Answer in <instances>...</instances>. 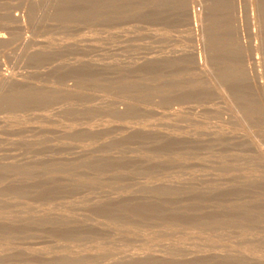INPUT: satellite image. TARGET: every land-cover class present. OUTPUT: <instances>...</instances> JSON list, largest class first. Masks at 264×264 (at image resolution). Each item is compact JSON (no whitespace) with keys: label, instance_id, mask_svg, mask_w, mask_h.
<instances>
[{"label":"rangeland","instance_id":"374dc122","mask_svg":"<svg viewBox=\"0 0 264 264\" xmlns=\"http://www.w3.org/2000/svg\"><path fill=\"white\" fill-rule=\"evenodd\" d=\"M197 1L0 0V264H264V0Z\"/></svg>","mask_w":264,"mask_h":264},{"label":"bare ground","instance_id":"6f19581e","mask_svg":"<svg viewBox=\"0 0 264 264\" xmlns=\"http://www.w3.org/2000/svg\"><path fill=\"white\" fill-rule=\"evenodd\" d=\"M197 1V0H196ZM198 2V1H197ZM203 2V1H202ZM208 4V3H207ZM206 3L203 2V5H197L198 6V9H192L191 11V19H192V26H193V35H194V41H195V48L193 50V53L191 54L192 58H193V63H194V66H195V70H196V75L198 77H202V76H207L209 75L210 76V68L211 67V62L214 61L211 59L212 58V51L210 50V44H209V40L208 38H206L207 35L203 36L202 37L199 35V31L202 27L203 24H207V22L209 21V16H210V7L209 5H207ZM234 6V5H233ZM225 7V6H224ZM212 8V6H211ZM212 11V10H211ZM214 12V11H213ZM226 14V13H225ZM224 15V14H223ZM222 15V16H223ZM226 16V15H225ZM227 17V16H226ZM225 17V19H226ZM223 20V25H224V32H223V39H222V52L224 54V56L226 58H236V56L238 57V55L241 57L240 53L242 52L243 50V47L246 46L244 45V43L242 42V39L240 37V32L238 33V28L235 30V34L231 35L230 32H229V26H228V23L222 18ZM234 21V19H233ZM237 20H235V23H236ZM238 22V21H237ZM237 25V24H236ZM233 27V26H232ZM254 30V29H253ZM244 31V30H243ZM205 33V32H204ZM260 34V33H259ZM209 35V34H208ZM249 36V35H248ZM209 37V36H208ZM222 38V37H221ZM246 44V43H245ZM245 48V47H244ZM213 50V49H212ZM248 52V51H247ZM257 52H258V47L257 45H253L250 47V50H249V54L251 55H257ZM242 54V53H241ZM215 56V55H214ZM245 56V54H244ZM239 57V58H240ZM238 58V59H239ZM241 59V58H240ZM244 59V58H243ZM255 60L252 61V63H250L249 66H253L255 67L256 64H258V60H257V57L255 56L254 58ZM251 60V59H250ZM249 61V60H248ZM238 62V61H237ZM213 63V62H212ZM239 63V62H238ZM215 64V63H214ZM213 64V65H214ZM235 64V62H234ZM243 64V62H242ZM239 65H236L234 68H232V73H225V69L223 68V70L219 73L220 75L219 76H223V78H226V83L224 82L226 85L227 83L229 84V86L232 84V85H240V82L241 81H244L245 77H243V80L241 79V69L239 70ZM251 66V67H252ZM228 67V66H227ZM226 67V68H227ZM222 69V68H221ZM249 69V68H248ZM213 70H214V67H213ZM243 70V69H242ZM253 71V70H252ZM249 73V72H248ZM254 73V72H253ZM247 74V73H246ZM255 74V73H254ZM259 75V74H258ZM257 74H255V78L258 80V77H261L260 75L258 76ZM196 76V77H197ZM209 76L207 77V80L209 78ZM243 76H244V73H243ZM251 75H249L250 77ZM258 76V77H257ZM252 77V76H251ZM250 77V78H251ZM253 77V78H254ZM219 78V77H218ZM223 78L220 77V80H223ZM254 78V79H255ZM199 81L201 80V78H198ZM206 79V78H205ZM205 79H202L205 80ZM252 79V78H251ZM248 80V79H247ZM256 80V81H257ZM260 80V79H259ZM201 82V81H200ZM207 82V81H206ZM211 82V81H210ZM261 82V81H260ZM223 83V84H224ZM200 84V83H199ZM202 84V83H201ZM221 84V83H220ZM224 84V85H225ZM204 85V84H203ZM225 85V86H226ZM228 86V85H227ZM200 87V86H199ZM224 87V86H223ZM202 88V87H200ZM227 88V87H226ZM234 88V87H233ZM223 89V88H222ZM225 90V89H224ZM227 90V89H226ZM223 91V90H222ZM228 91H226L227 93ZM234 95V94H233ZM223 97H225L223 95ZM233 99V98H232ZM226 120V119H225ZM197 124V123H196ZM201 124V123H200ZM219 129V128H218ZM223 129V128H222ZM209 132V131H208ZM216 133V132H215ZM222 137V136H221ZM217 139V138H216Z\"/></svg>","mask_w":264,"mask_h":264}]
</instances>
